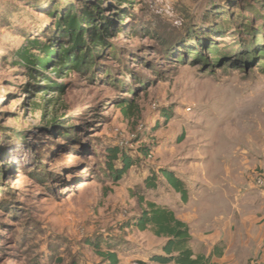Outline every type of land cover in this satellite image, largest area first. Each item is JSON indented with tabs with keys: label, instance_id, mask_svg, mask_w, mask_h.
I'll return each mask as SVG.
<instances>
[{
	"label": "rangeland",
	"instance_id": "rangeland-1",
	"mask_svg": "<svg viewBox=\"0 0 264 264\" xmlns=\"http://www.w3.org/2000/svg\"><path fill=\"white\" fill-rule=\"evenodd\" d=\"M81 1L0 0V264H111L91 242L118 264H149L165 239L130 222L148 202L181 203L161 168L197 187L235 148L264 173V0H133V31L108 37L114 54L44 95L14 54L48 40L53 6ZM112 149L134 161L118 180Z\"/></svg>",
	"mask_w": 264,
	"mask_h": 264
},
{
	"label": "trees",
	"instance_id": "trees-1",
	"mask_svg": "<svg viewBox=\"0 0 264 264\" xmlns=\"http://www.w3.org/2000/svg\"><path fill=\"white\" fill-rule=\"evenodd\" d=\"M119 8L111 19L103 13L99 0H82L79 6H69L64 11L59 4L53 6L49 15L53 18V30L50 35H46L48 40L38 38H28L14 54L13 64L27 69L29 76L36 82V88L44 95L50 92L64 94L65 84L60 83L56 78L66 76L71 72L85 73L90 67L94 68L97 57L113 55L115 50L110 51L108 37L110 34L123 31H133L126 24L125 14L128 10L123 6L132 4L133 0H114ZM198 36L189 35V38ZM213 54L217 49L210 47ZM262 54V53H261ZM37 76L34 79L33 76ZM51 97L45 99V103L53 102ZM118 106L123 112L130 116L134 106L127 99L119 100ZM55 104V102H54ZM37 108L39 105H36ZM58 122L53 118L52 122ZM59 128H63L60 126ZM65 135V133L63 134ZM147 153L146 148H142ZM111 162L119 159L120 165L113 166L109 164L111 177L118 180L134 164L123 151L117 149L110 150ZM1 169L0 165V176ZM160 173L180 195L182 201L187 199V185L179 179L173 171L160 169ZM149 186H154V181H147ZM2 190L0 189V192ZM130 224L139 230L149 229L153 235L165 239L161 245L162 254H153L149 258V264H214L213 256L216 253V247L212 254L194 255L190 247L191 234L189 226L176 218L174 211L168 206L157 205L154 202H148L142 209L141 214L135 217ZM93 247L109 260L111 264H118L117 254L114 251H102L100 247L91 242ZM144 264V263H140Z\"/></svg>",
	"mask_w": 264,
	"mask_h": 264
},
{
	"label": "crops",
	"instance_id": "crops-1",
	"mask_svg": "<svg viewBox=\"0 0 264 264\" xmlns=\"http://www.w3.org/2000/svg\"><path fill=\"white\" fill-rule=\"evenodd\" d=\"M235 153L228 150L210 172L201 169L199 186L187 185L178 210L167 206L189 226L194 255L216 247L214 264L264 263V173L255 171L257 163H237Z\"/></svg>",
	"mask_w": 264,
	"mask_h": 264
},
{
	"label": "built area",
	"instance_id": "built-area-1",
	"mask_svg": "<svg viewBox=\"0 0 264 264\" xmlns=\"http://www.w3.org/2000/svg\"><path fill=\"white\" fill-rule=\"evenodd\" d=\"M133 264H137V263H133ZM255 264H264V263H261V262H256Z\"/></svg>",
	"mask_w": 264,
	"mask_h": 264
}]
</instances>
